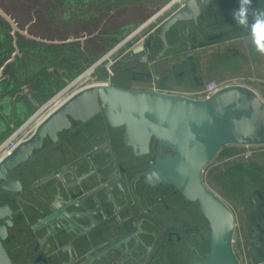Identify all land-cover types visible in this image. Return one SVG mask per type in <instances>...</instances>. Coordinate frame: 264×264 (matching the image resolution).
<instances>
[{"label":"water","instance_id":"1","mask_svg":"<svg viewBox=\"0 0 264 264\" xmlns=\"http://www.w3.org/2000/svg\"><path fill=\"white\" fill-rule=\"evenodd\" d=\"M167 1L0 0V123L5 128L0 142ZM211 2L181 0L154 33L160 43L154 54L152 46L142 43L130 47L128 55L139 60L133 66L158 60L182 43L189 48L183 30L191 25L203 30L199 18L209 12ZM178 28L182 36L169 42ZM101 112L111 127L123 128L124 144L135 156L146 153L151 141L156 143L157 158L144 173L148 185H172L185 200L197 203L208 223L210 251L193 264H239L232 250L235 216L205 184L203 172L225 146L264 144V101L243 85L229 84L207 99L112 82L78 89L0 160V195L18 198L21 182L11 172L45 140L55 143L73 121L85 123ZM14 217L13 206L0 200V264H13L3 241Z\"/></svg>","mask_w":264,"mask_h":264},{"label":"flooded vegetation","instance_id":"2","mask_svg":"<svg viewBox=\"0 0 264 264\" xmlns=\"http://www.w3.org/2000/svg\"><path fill=\"white\" fill-rule=\"evenodd\" d=\"M255 3V8L264 9V0ZM160 22L142 41L152 46L153 54L160 47L154 38ZM179 28L168 36L169 42L182 36ZM240 29L235 25L230 32ZM183 31L192 38L189 48L182 43L158 60L135 67L139 60H132L127 52L116 63L113 76L129 85L118 86L170 90L188 86L189 80L199 85L193 54L207 48L198 41L204 32L192 25ZM227 148L234 153H226L224 161L232 157L233 166L248 178L237 211L231 207L232 250L239 264L241 254L248 258L247 264H264V144L254 147L250 158L242 157L244 146ZM156 158L154 141L146 153L135 156L124 144L123 128L111 127L102 112L85 123L73 121L55 143L45 140L41 149L11 172L21 182V191L15 193L18 198L0 195L14 208L13 224L3 241L12 263L193 264L205 260L210 251L209 228L197 203L185 200L172 185L145 182L144 173ZM256 158L262 161L251 162Z\"/></svg>","mask_w":264,"mask_h":264},{"label":"rangeland","instance_id":"3","mask_svg":"<svg viewBox=\"0 0 264 264\" xmlns=\"http://www.w3.org/2000/svg\"><path fill=\"white\" fill-rule=\"evenodd\" d=\"M171 0L167 1L165 4L170 2ZM179 3H174L171 8L164 14L158 16L155 20H153L150 24H148L145 28H143L138 34L134 36L131 40H128L127 43L123 44L119 47L113 55H111L110 59L112 63L109 65V69L105 70L104 66L107 63L101 61L102 58L107 55L112 49L116 46H119L123 40H125L129 35L132 34L136 29H138L141 25L145 24L148 19L146 18L143 22H141L138 26H136L133 30H131L128 34H126L123 38H121L117 43H115L112 47H110L107 51H105L102 55H100L96 60H94L91 64H89L86 68H84L81 72H79L76 76H74L70 81H68L65 85H63L60 89H58L51 97H49L41 106H39L31 116L18 125L12 132H10L1 142L0 146H3V143L8 140L10 136L15 133L16 140L24 139L30 136L33 132V128L37 120L41 119L52 107V104L49 107H45L49 101H51L60 91H62L67 84L72 82L78 76L87 73L89 68L96 62L101 63L94 68V71L91 72L88 77H85L81 82L79 81L75 87H72L71 90H75L78 87H82V85L92 84V86L97 85L99 83H108L112 82L116 85L125 84L129 85V83L125 82L121 78L114 77V73L116 71V63L120 62L124 55L127 54L130 47L135 45L137 42L144 41L146 39L145 36L151 35L155 29L156 23L163 20L166 17V14L169 13L172 9H175ZM163 7V6H162ZM160 7V9L162 8ZM157 9L152 16L156 14ZM165 15V16H164ZM151 16V15H150ZM149 35V36H150ZM235 44V45H234ZM224 47H207L205 49L199 48L193 55L195 57L196 64L200 66L202 70V75L200 79L199 85L193 84L189 79L188 86L179 87H171L170 90L177 91V92H188L191 93L198 88H200L204 83L208 81H217V82H233L238 81L240 84H245L252 89L257 90L261 94V97L264 99V90L260 89L264 87V75L261 74L264 72V56L261 57V74L259 73L258 69L261 67H256V62L254 61L257 59L253 56V49L251 47H243L241 42L238 43H230L227 42ZM158 44L156 43V48ZM173 56L169 53L168 57ZM178 57V56H177ZM114 65V67H113ZM113 77V78H112ZM256 78V80L254 79ZM229 80V81H228ZM233 80V81H232ZM261 80V81H260ZM185 81V82H186ZM191 83V84H190ZM262 84V85H261ZM260 86V87H259ZM72 92V91H71ZM33 116L34 119L31 122H28ZM95 125V124H94ZM23 128L22 131H18ZM74 145L77 144V140L73 142ZM1 146V147H2ZM223 147L218 153L215 155L213 160L207 165L203 172V181L205 184L214 192L216 193L224 202H226L229 207L233 208L237 211V199L241 190H243L244 181H247L248 178L241 174V170L238 171L237 167L233 165L236 164L233 161L232 157L227 158L230 159L228 161H224L226 158V153H234L233 148ZM262 160L253 159L251 162H258L260 163ZM234 168H233V167ZM257 166V165H256ZM255 167V164L252 165ZM39 170H44L43 167H40ZM241 179L243 182L241 183ZM249 187V185H247ZM231 208V209H232ZM241 264H247L245 258L241 254Z\"/></svg>","mask_w":264,"mask_h":264},{"label":"crops","instance_id":"4","mask_svg":"<svg viewBox=\"0 0 264 264\" xmlns=\"http://www.w3.org/2000/svg\"><path fill=\"white\" fill-rule=\"evenodd\" d=\"M255 2H256V0H252V7L253 8L256 7L255 6L256 5ZM235 3H237V0H212L210 12L207 13V14L201 15L200 18H199V22L201 23V25L203 27L202 31L204 32V35L201 36V34H200L199 36L201 37V39L198 40V41H204L206 43V47H211V48L224 47V46H226L225 44L227 42H230L232 44L241 42V44H243V47H248V48L251 47L253 49L252 51H253L254 58L255 57L257 58V59L254 60L256 62V67L261 65V67L258 69L259 73L261 74L262 73L261 72V68H262L261 57H263L264 55H261V54H259L256 51V49L252 45V43L250 41V38H249V36H248L246 31H243L242 29H240V30H238L235 33L234 32H230L231 30L234 29V26L236 25L234 20H233V18H232V12L234 10V7H235L234 4ZM167 4H164V5H162L163 7L162 6L161 7L164 8V6L167 5ZM232 6H234V7H232ZM162 8L161 9L159 8L158 11H161ZM170 8L171 7L163 9L162 10L163 12L161 14L166 13ZM171 11H169V13ZM169 13H167L166 16ZM150 17H152V14L148 18H150ZM196 35H198V34H196ZM205 36H206V38L207 37H210V38L209 39H205ZM191 39L192 38L190 37V40ZM137 43H142V41L141 42H137ZM195 71H196L195 73H196V75L198 77L203 76L202 75V70H201L200 66H198L197 64H196V67H195ZM262 75H264V72L261 74V77H260L261 79H262ZM254 79L256 80V78H254ZM235 83L250 88L251 90H253L264 101V99L261 97V94L259 92H257V90L252 89L251 87H249V86H247L245 84H240L238 81L237 82L235 81ZM260 89L264 90V87H262ZM30 116H31V114L25 120H27Z\"/></svg>","mask_w":264,"mask_h":264},{"label":"built area","instance_id":"5","mask_svg":"<svg viewBox=\"0 0 264 264\" xmlns=\"http://www.w3.org/2000/svg\"><path fill=\"white\" fill-rule=\"evenodd\" d=\"M180 2H181V0H171L167 5H165L164 6V9H166V8H168V7H171L174 3L176 4V3H179L178 4V6L180 5ZM170 4V5H169ZM177 6V7H178ZM176 8V7H175ZM160 16V15H159ZM142 26V25H141ZM141 26L138 28V29H136L134 32H132V34H134V33H136L137 32V30H139L140 28H141ZM131 34V35H132ZM131 35H129L125 40H126V42H124L123 44H125V43H127L128 42V40H131L132 38H134V36L132 37V38H130L131 37ZM125 40H123V41H125ZM122 41V42H123ZM122 44V45H123ZM117 47V46H116ZM115 47V48H116ZM115 48L114 49H112L107 55H105L103 58H102V60L101 61H105L106 63H107V65H105L104 66V68H105V70L107 69H109L108 67H109V65L112 63V60L110 59V57H111V55H113L114 54V52L117 50H115ZM101 61L100 62H96V63H94L90 68H89V70L88 71H90V73L91 72H93L94 71V68H96L100 63H101ZM86 73V72H85ZM89 73V74H90ZM82 75H80V76H78L77 78H75L72 82H70L69 84H67L66 85V87L62 90V91H64L67 87H69L73 82H75L79 77H81ZM82 80H80V82H81ZM229 81V80H228ZM79 82V81H78ZM78 82H77V84H78ZM77 84H74L72 87H75ZM229 84H236L235 83V81H233V82H217V81H208V82H206V83H204L200 88H198L197 90H195V91H193V92H191V93H188V92H177V91H173V90H163V89H154V90H156V91H160V92H163V93H169V94H181V95H184V96H187V97H191V98H193V99H207V98H209V97H211L214 93H216L219 89H221V88H223V87H225V86H227V85H229ZM88 85H90V84H86V85H82V87H78L77 89H75V90H78L79 88L81 89V88H83V87H86V86H88ZM71 87V88H72ZM71 88L69 89V91H74V90H71ZM62 91H60L51 101H49L48 102V104L47 105H45V107H49L51 104H52V107L51 108H53L56 104H58L59 102H60V100L59 101H54L53 102V100L58 96V95H60L61 94V92ZM67 96V95H66ZM62 98V97H61ZM61 98H59V99H61ZM65 98V97H64ZM62 100V99H61ZM50 108V109H51ZM49 109V110H50ZM34 117L35 116H33L28 122H31L33 119H34ZM16 136H15V133L12 135V136H10L9 138H8V140L7 141H5L4 143H3V146L1 147L0 146V150L2 151V152H10L16 145H17V143H19L20 141H22V140H24V139H26V138H24V139H20V140H16V138H15ZM256 146H258V145H254V146H244L245 147V151L242 153V157L243 158H250L251 157V154H252V149L254 148V147H256Z\"/></svg>","mask_w":264,"mask_h":264},{"label":"clouds","instance_id":"6","mask_svg":"<svg viewBox=\"0 0 264 264\" xmlns=\"http://www.w3.org/2000/svg\"><path fill=\"white\" fill-rule=\"evenodd\" d=\"M232 12L236 25L245 29L256 51L264 55V9L253 8L252 0H237Z\"/></svg>","mask_w":264,"mask_h":264},{"label":"bare ground","instance_id":"7","mask_svg":"<svg viewBox=\"0 0 264 264\" xmlns=\"http://www.w3.org/2000/svg\"><path fill=\"white\" fill-rule=\"evenodd\" d=\"M163 11L161 10V11H158L155 15H153L145 24H143L142 26H141V28L139 29V30H137V32L136 33H134V34H132L131 35V37L130 38H132L133 36H135L138 32H140L143 28H145L148 24H150L153 20H155L161 13H162ZM124 42H126V40L125 41H123L119 46H117L116 48H115V50L116 49H118L119 47H121L122 46V44L124 43ZM89 73H90V71H88L87 73H85V74H82V76L81 77H79L75 82H73L69 87H67L64 91H62L61 92V94L60 95H58L54 100H53V102L54 101H59L60 100V102L58 103V104H56L53 108H51L41 119H39V120H37L36 121V123H35V126H34V128H33V131H34V129H35V127L38 125V123H40L51 111H53L55 108H57L59 105H61V103L63 102V101H65L72 93H74L75 91H77V90H74V91H69V89L74 85V84H77V82L78 81H80V80H83V79H85V77H88V75H89ZM88 86H92V84H90V85H88ZM80 89V88H79ZM67 95V96H66ZM62 97V98H61ZM65 97V98H64ZM59 98H61V99H59ZM23 130V128H21L20 130H18V131H22ZM18 144V143H17ZM8 154V152H2L1 150H0V160L4 157V156H6Z\"/></svg>","mask_w":264,"mask_h":264},{"label":"trees","instance_id":"8","mask_svg":"<svg viewBox=\"0 0 264 264\" xmlns=\"http://www.w3.org/2000/svg\"><path fill=\"white\" fill-rule=\"evenodd\" d=\"M0 26L2 27V25H0ZM4 130H5V128L3 127L2 123H0V132H3Z\"/></svg>","mask_w":264,"mask_h":264}]
</instances>
